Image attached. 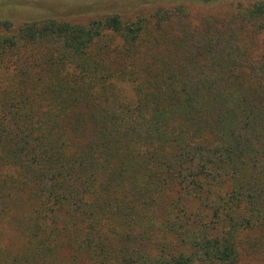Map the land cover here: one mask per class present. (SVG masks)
I'll return each mask as SVG.
<instances>
[{
    "label": "trees",
    "instance_id": "trees-1",
    "mask_svg": "<svg viewBox=\"0 0 264 264\" xmlns=\"http://www.w3.org/2000/svg\"><path fill=\"white\" fill-rule=\"evenodd\" d=\"M4 219L0 264H264V0L0 19Z\"/></svg>",
    "mask_w": 264,
    "mask_h": 264
},
{
    "label": "rangeland",
    "instance_id": "rangeland-1",
    "mask_svg": "<svg viewBox=\"0 0 264 264\" xmlns=\"http://www.w3.org/2000/svg\"><path fill=\"white\" fill-rule=\"evenodd\" d=\"M254 0H0V19L15 22L40 20L45 17H66L84 19L89 16L107 13H133L138 9L164 5L184 4L190 13L225 11L236 2ZM2 243L9 246H23V238L12 227L8 219L1 222Z\"/></svg>",
    "mask_w": 264,
    "mask_h": 264
}]
</instances>
